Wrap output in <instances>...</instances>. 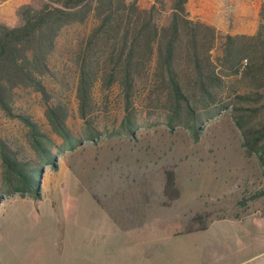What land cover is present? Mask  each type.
I'll return each mask as SVG.
<instances>
[{"label":"trees","instance_id":"1","mask_svg":"<svg viewBox=\"0 0 264 264\" xmlns=\"http://www.w3.org/2000/svg\"><path fill=\"white\" fill-rule=\"evenodd\" d=\"M186 2L153 0L142 7L138 0H31L14 8L15 25L0 22V113L23 124L30 145L42 156L41 164H32L0 136V199H38L42 168L57 167L34 119L15 112L22 93L38 97L51 133L63 140L59 152L101 135L96 94L108 104L115 96L122 114L116 135L132 136L139 116L146 114V119L159 118L169 132L181 128L197 141L203 124L228 110L244 155L255 157L264 177V0L253 35H221L189 19ZM88 22L85 33L58 47L63 31ZM65 63L72 70L77 116L84 125L76 139L66 125L68 99L55 88L66 85ZM163 179L166 201L178 199L174 172L164 170ZM262 196L264 186L249 199ZM205 217L193 216L190 222L199 226L182 232L204 230Z\"/></svg>","mask_w":264,"mask_h":264},{"label":"rangeland","instance_id":"2","mask_svg":"<svg viewBox=\"0 0 264 264\" xmlns=\"http://www.w3.org/2000/svg\"><path fill=\"white\" fill-rule=\"evenodd\" d=\"M30 1H0V22L15 25L14 8ZM152 1L138 3L147 7ZM89 26L90 22L63 31L58 47L85 33ZM62 69L66 85L55 88L68 99L66 125L76 139L83 135L84 125L77 116L72 70L67 64ZM114 97L108 104L96 94L95 115L101 135L60 152L63 140L51 133L38 97L25 93L17 97L15 112L34 119L48 138L45 148L57 167L42 168L38 199L18 195L0 199V264H62L64 259L56 249L62 253L65 232L99 231L105 216L117 218L130 209L161 218L158 220L180 216L183 229L198 227L190 219L202 214H206L204 226L223 218L241 220L242 226L264 222V196L249 199L264 186V177L255 157L244 155L228 110L203 124L197 141L181 128L169 132L159 118L146 119V114L139 116V127L132 136L116 135L114 129L122 114ZM152 122L157 123L150 125ZM26 133L17 119L0 113L1 138L16 146L32 164H41L42 156L30 145ZM166 169L174 172L179 190V198L171 202L162 194ZM1 172L0 164V183ZM219 228L223 230V224ZM111 229L108 225L107 231ZM252 233L258 243L247 257L264 246V229Z\"/></svg>","mask_w":264,"mask_h":264},{"label":"crops","instance_id":"3","mask_svg":"<svg viewBox=\"0 0 264 264\" xmlns=\"http://www.w3.org/2000/svg\"><path fill=\"white\" fill-rule=\"evenodd\" d=\"M260 3L187 0L185 9L189 19L211 25L221 35H253ZM158 219L131 209L117 218L105 216L99 231L65 232L62 253L56 249V254L62 255V264H264V246L247 257L258 243L252 232L264 229V222L242 226L241 220L223 218L209 222L204 230L183 233L180 216Z\"/></svg>","mask_w":264,"mask_h":264}]
</instances>
